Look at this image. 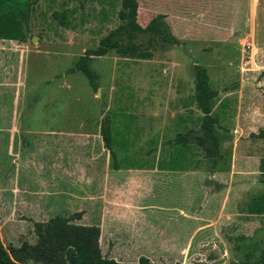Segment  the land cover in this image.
Wrapping results in <instances>:
<instances>
[{"label": "rangeland", "instance_id": "obj_1", "mask_svg": "<svg viewBox=\"0 0 264 264\" xmlns=\"http://www.w3.org/2000/svg\"><path fill=\"white\" fill-rule=\"evenodd\" d=\"M157 15L179 45L159 40L160 28L150 24ZM129 24L123 40L89 61L98 75L95 89L81 72L67 71L86 49ZM1 26L0 240L13 259L42 264L15 252L36 241L35 222L74 213L75 224H102L101 253L118 260L258 258L264 213H250L248 205L264 194V138L250 135L264 129V0H30ZM195 65L206 69L216 93L218 166L196 140L202 113ZM106 124L116 159L104 144ZM159 166L195 171L185 175V186L152 180L136 187L181 190L175 203L185 209L195 203L193 217L180 224L181 238L173 226L156 231L171 235L166 243L194 231L182 252L127 245L133 227L114 204L124 191L107 190L137 177V168ZM135 229L150 232L145 223Z\"/></svg>", "mask_w": 264, "mask_h": 264}, {"label": "trees", "instance_id": "obj_2", "mask_svg": "<svg viewBox=\"0 0 264 264\" xmlns=\"http://www.w3.org/2000/svg\"><path fill=\"white\" fill-rule=\"evenodd\" d=\"M30 0H0V28L4 18L22 12ZM160 28L158 38L168 45H179V40L172 34L162 15H157L150 20ZM132 29L129 24L121 30L110 33L103 43L95 48H88L80 55L67 71H79L84 74L93 89L97 87L98 75L90 68L89 61L94 56L104 55L109 47L118 40H123ZM1 32V31H0ZM195 99L202 113L199 134L196 137L198 144L207 156L212 157L213 165H221L220 138L215 129L217 119L211 113L212 102L215 98V90L211 87L206 69L201 65H195ZM102 137L105 146L111 151L113 159L116 154L112 150V133L110 125H102ZM251 136L264 138V129ZM178 141L184 144L186 137L180 136ZM250 213H264V194L256 196L248 205ZM79 216L74 213L68 216L54 215L46 221L35 222L34 231L36 241L24 243L15 255L20 259H29L42 264H181L179 262L157 263L151 262L147 257L140 256L137 261H117L102 255L99 244V227L97 225H80L73 223V219ZM0 264H21L13 259L9 252L2 246L0 240ZM183 264H197L185 262ZM247 264H264V246L255 261H247Z\"/></svg>", "mask_w": 264, "mask_h": 264}, {"label": "crops", "instance_id": "obj_3", "mask_svg": "<svg viewBox=\"0 0 264 264\" xmlns=\"http://www.w3.org/2000/svg\"><path fill=\"white\" fill-rule=\"evenodd\" d=\"M0 41H3L0 39ZM2 44V43H0ZM192 168H182V167H140L136 169V173L138 174L137 177H134L133 175L125 177L123 182H117L114 185L110 184L108 189L112 195L113 192H123L121 195L122 197L119 198L114 204H117L120 208H123L125 210V220L129 221L131 226L133 228H130V233L128 236L125 237V240L127 242V245H149L150 243H154V245H171L172 248H175L177 246V251L182 252L186 246H188V238L191 237L193 232H186L185 234V240H179L181 236V227L182 222H185L186 220H189V218L193 217L195 214L196 206L195 203H190L188 205V208H183L179 205V202L175 203L176 200L179 199V194L183 193L181 190H150L149 188H146L145 190H137L139 184L140 185H147L149 181L155 180L157 184H164L167 182H175L177 181L176 186H185V181L190 180L189 176H185L186 174L195 173ZM129 174H132L131 171L128 172ZM153 173L156 174L155 177L150 176L149 174ZM173 175V176H171ZM182 175V176H181ZM179 196V197H178ZM178 197V198H177ZM195 201V200H194ZM152 214V215H151ZM104 220V216L101 215L99 221L102 222ZM145 223V228L148 227V236H145L141 234V232H136L135 229L138 224ZM98 225V224H97ZM100 226V236H99V242L103 239V231H102V224H99ZM129 225V226H130ZM169 227H175V229L178 230L179 234V241L176 243H166L164 239H170V234L165 235H159L156 231H164V229ZM174 229V230H175ZM133 230V231H132ZM195 230V229H194ZM178 238V237H177ZM110 242V241H109ZM170 248V247H169ZM164 253V252H162ZM147 257L151 262H157V263H168V262H174V261H159L155 258H150L147 255H143ZM140 257V256H139ZM138 257V258H139ZM112 258V257H108ZM138 258L135 260L137 261ZM117 261H123L118 260L116 258H113ZM125 262H133V261H125ZM184 261L183 263H185ZM181 263V264H183Z\"/></svg>", "mask_w": 264, "mask_h": 264}]
</instances>
